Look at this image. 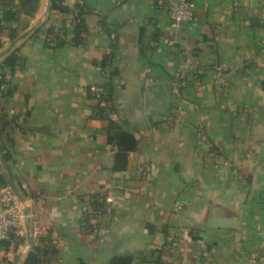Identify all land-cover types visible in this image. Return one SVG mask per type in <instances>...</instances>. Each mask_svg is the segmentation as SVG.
<instances>
[{
	"label": "crops",
	"instance_id": "obj_1",
	"mask_svg": "<svg viewBox=\"0 0 264 264\" xmlns=\"http://www.w3.org/2000/svg\"><path fill=\"white\" fill-rule=\"evenodd\" d=\"M170 1L0 0V264H264V0Z\"/></svg>",
	"mask_w": 264,
	"mask_h": 264
},
{
	"label": "built area",
	"instance_id": "obj_2",
	"mask_svg": "<svg viewBox=\"0 0 264 264\" xmlns=\"http://www.w3.org/2000/svg\"><path fill=\"white\" fill-rule=\"evenodd\" d=\"M78 0H64V4L77 13L76 2ZM170 26L176 27L183 22L194 18L193 0H172L166 5ZM56 39L54 31L49 32L45 40L53 44ZM89 94L94 100V111L101 110L110 114L113 110L110 100L107 98V88L103 83H92L88 86ZM3 205L0 207V241L16 239L19 234L20 217L22 215V200L11 188H3Z\"/></svg>",
	"mask_w": 264,
	"mask_h": 264
},
{
	"label": "trees",
	"instance_id": "obj_3",
	"mask_svg": "<svg viewBox=\"0 0 264 264\" xmlns=\"http://www.w3.org/2000/svg\"><path fill=\"white\" fill-rule=\"evenodd\" d=\"M5 16H7V12L5 13ZM78 17L76 16L75 19H77ZM77 26H78V21L75 23ZM48 34V33H47ZM14 60H15V56L13 54H10L8 55L6 58H5V61H6V64H9V65H13L14 63ZM104 86L106 87V85L104 84ZM107 88V87H106ZM108 93H107V98L110 100L111 102V99H110V95H109V90L107 89ZM89 92V91H88ZM90 95V94H89ZM91 97V95H90ZM92 98V97H91ZM112 104V102H111ZM112 107H113V104H112ZM95 114L99 115V116H108L107 113H103L101 110H96L95 111ZM111 127H112V122H110L109 124ZM131 138L132 142H134V138L127 132H124V131H120L119 133L116 134V138H117V145H118V152H117V155L118 156H122V160L125 159V152H123L125 150V144H123V140L125 138ZM124 166V165H121V167ZM92 204L94 206H98L99 204H101V201H97V196L96 195H93V200H92ZM37 250V249H36ZM35 253L33 252H30L29 255H28V259L29 261H35Z\"/></svg>",
	"mask_w": 264,
	"mask_h": 264
}]
</instances>
